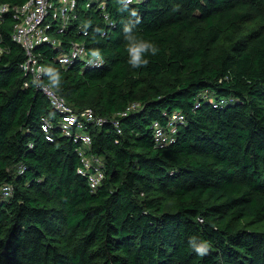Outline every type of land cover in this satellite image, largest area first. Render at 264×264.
Listing matches in <instances>:
<instances>
[{
  "label": "trees",
  "instance_id": "trees-1",
  "mask_svg": "<svg viewBox=\"0 0 264 264\" xmlns=\"http://www.w3.org/2000/svg\"><path fill=\"white\" fill-rule=\"evenodd\" d=\"M88 2L35 54L71 108L103 118L87 127L104 174L94 190L77 173L80 142L20 68L14 18L0 24V264H264V0L133 2L136 35L159 49L141 69L127 63L118 0ZM76 43L103 63L59 64ZM173 112L183 121L156 146L152 122Z\"/></svg>",
  "mask_w": 264,
  "mask_h": 264
},
{
  "label": "built area",
  "instance_id": "built-area-1",
  "mask_svg": "<svg viewBox=\"0 0 264 264\" xmlns=\"http://www.w3.org/2000/svg\"><path fill=\"white\" fill-rule=\"evenodd\" d=\"M138 1L140 0H134V2ZM83 2L86 7L89 6L88 1L83 0ZM78 5V0H26L20 5L0 1V24L4 22L6 15L14 18L10 39L23 49L26 56V59L20 64V68L30 75L32 84L33 80L39 77V85L34 86L48 100L50 107L60 114L59 128L63 136L80 142L77 153L81 164L77 168V173L84 174L89 188L94 190L102 182L104 174L101 160L85 152V149L89 148L91 144L87 127L88 125L100 126L103 123V118L89 108L76 112L54 88L49 84H42L44 67L35 54V49L44 43L58 44L48 35V28L51 24L57 25V31L61 32L76 17ZM4 51L5 49L0 47V54ZM74 57L86 60L87 65H96L89 63L91 52H88L84 45L77 43L72 44L67 54L58 57V62L65 65ZM23 86L27 87L28 83L25 82ZM136 106L137 104H130L120 115H125ZM183 118L180 112H173L167 115L165 121L154 120L151 125L154 144L159 147L168 144ZM50 127V121L43 118L42 130L47 132ZM117 131L119 132V129ZM8 193L9 187L5 186L3 194L8 196Z\"/></svg>",
  "mask_w": 264,
  "mask_h": 264
},
{
  "label": "clouds",
  "instance_id": "clouds-1",
  "mask_svg": "<svg viewBox=\"0 0 264 264\" xmlns=\"http://www.w3.org/2000/svg\"><path fill=\"white\" fill-rule=\"evenodd\" d=\"M134 0H118V11L121 13H126L128 16L127 21L123 24L122 32L124 38L127 41V54L128 59L127 63L132 69H141L146 67L149 64V56H155L159 49L158 47L143 38H139L135 29L139 23V16L136 9L130 7ZM90 22L85 21L83 27L87 29ZM89 63H95L96 66H99L103 63V55L99 49L91 51V59ZM43 75L47 76L48 83L52 88H60L61 86V74L60 72L53 67H46L43 69ZM40 79L36 77L33 80L34 85H39ZM189 246L192 251L200 257L205 256L209 251V244L207 241L200 240L197 237H193L189 240Z\"/></svg>",
  "mask_w": 264,
  "mask_h": 264
},
{
  "label": "rangeland",
  "instance_id": "rangeland-1",
  "mask_svg": "<svg viewBox=\"0 0 264 264\" xmlns=\"http://www.w3.org/2000/svg\"><path fill=\"white\" fill-rule=\"evenodd\" d=\"M86 1H89V0H86ZM90 1H96V0H90ZM82 5H84V2H83V1H80L78 7H81ZM70 22H71V21H70ZM70 22H69V24H70Z\"/></svg>",
  "mask_w": 264,
  "mask_h": 264
}]
</instances>
